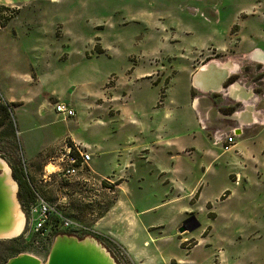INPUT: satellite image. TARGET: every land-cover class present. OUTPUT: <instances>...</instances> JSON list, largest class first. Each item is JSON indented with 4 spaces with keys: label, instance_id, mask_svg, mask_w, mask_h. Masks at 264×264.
<instances>
[{
    "label": "rangeland",
    "instance_id": "374dc122",
    "mask_svg": "<svg viewBox=\"0 0 264 264\" xmlns=\"http://www.w3.org/2000/svg\"><path fill=\"white\" fill-rule=\"evenodd\" d=\"M253 46L264 54V0H23L0 6V88L3 101L17 97L11 105L16 139L3 122L0 159L11 175V164L23 168L34 202L42 197L86 228L57 225L53 232H35L17 186L15 198L25 218L17 236L21 252L6 258L27 253L45 262L55 237L67 234L94 238L115 264H138L133 250L128 255L111 236L97 232L95 223L119 194L127 206L143 208L182 183L195 186L192 196L143 216L152 225L134 243L142 258L157 264H264V127L255 139L243 137L236 152H224L200 131L188 96L189 74L192 81L207 65L195 84L206 97L213 90L205 84L221 74L217 67H225L232 78L220 89L229 93L234 85L236 97L210 94L208 116L253 132L255 125L235 114L246 102L264 106V63L244 53ZM147 65L154 70L136 80ZM64 95L72 98L68 104L74 111L65 120L53 106ZM69 130L100 146L89 148L90 164L105 178L89 170L90 160L75 175H64L74 153L68 145L90 159L92 154L72 144ZM230 133L229 149L241 139ZM151 141L188 151L174 162L184 171L173 175L174 184L172 176L155 171L157 163L172 162ZM152 149L158 153L149 155ZM183 206L190 208L184 218ZM191 216L199 226L179 232ZM10 239L0 238L3 257Z\"/></svg>",
    "mask_w": 264,
    "mask_h": 264
},
{
    "label": "crops",
    "instance_id": "0c3cea01",
    "mask_svg": "<svg viewBox=\"0 0 264 264\" xmlns=\"http://www.w3.org/2000/svg\"><path fill=\"white\" fill-rule=\"evenodd\" d=\"M9 1L15 2V3L23 2V0H0V6H2L3 4H7ZM248 51L244 52L247 54L246 55L247 59H250L252 61L262 62V60H263L262 56H264V54H263V52H261V50L259 49L258 46H253L250 49L251 52H248ZM218 66L221 67L223 65H218ZM145 68H149V69L139 70L138 76L135 77L136 80H139V78L144 79L143 76L146 73H149L151 70H154V67H152L151 65H147ZM137 69L135 67L133 71H135ZM161 74H162V71L160 69L158 71V74L156 75V78L160 79ZM191 77H192V74H189V86H188V90H189L188 96L190 98L189 106L191 108H193L195 120H196V122H198L200 131L202 130L204 132L205 137H207V138L212 137L213 139H216L217 137H221L222 131L223 132L227 131L226 133H230L233 131L237 136L241 137L240 140L235 142V144L233 145V147L231 149L223 150L224 152H232V151L236 152V149L239 148L240 143L243 141V137H248L251 139L253 137V139H255L256 131L259 129V127H264V106L262 104H261V106L256 107V106H254L256 104H254V105L250 104L249 105L246 102V105L244 106L245 108L239 110L238 113L237 112L235 113L236 115L240 116V119H242V121L245 119L246 123H248L250 125H255V127H253V129H252L253 132L245 133V131L241 125L238 128H236L237 126L225 128L224 127L225 125H220L221 123L216 122V120H214L213 118L211 120L208 116L210 114V110H208L209 109L208 108L209 107L208 102L211 101L210 100L211 99L210 94H212V93H215L216 95L222 94L223 98L227 97V96L236 97L235 93H236L237 88L234 85H230L228 90L230 89L231 91H229V93H228L227 89H225V90L221 89V91H208V94L205 97L204 94H201V91H202L201 86L196 87L193 80L191 81ZM206 79L211 80V77H207ZM192 91H193V94H192ZM232 91H233V94L231 93ZM64 97L65 98L62 101L69 103V104L73 102L72 98L70 100V98H68V96L64 95ZM16 98H14V96H10L6 100L8 102H14L17 100ZM52 98H54V96H52ZM113 98H114V96H113ZM113 98H111V99H113ZM195 102H197V103H195ZM167 103L170 106L175 105L174 104L175 103L174 98H172V97L168 98ZM220 105H222V104H220ZM163 106H164V109H166L167 105L165 103H163ZM194 108L197 110H195ZM165 113L167 115V114L171 113V111L166 110ZM211 114L213 116L216 115V113L213 110L211 111ZM250 125H248V126H250ZM66 137L69 138V140L72 142V144L78 143V144L88 148L87 151L92 153L91 159H90L89 164H88L89 170L91 172L97 171L98 175L105 178L107 175L105 176L102 174V172H98L99 170H96L95 166H92L90 164V162L93 160V152L90 151L89 148H92L93 145L97 146L96 148H98L100 146L96 145V144H91L92 145V147H91V145L89 143L82 141V139L79 138L76 135V133H74L71 130H69V134H67ZM151 142H153V141H151ZM153 143L156 144L155 146L157 149L158 148L165 149L166 150L165 154H168V159L171 160V162H172L170 165H168L169 167H166L164 164L160 165L157 163V165L155 166V168H156L155 171H157V173L159 174V177H161L165 174L172 176L170 181H171V184H174L173 175L184 173V171L180 167L179 168L177 167L178 164H175L174 162L181 156V153L188 155L189 154L188 151L185 150L186 148L184 149L181 146H180L181 148L179 147L180 149L179 148L172 149V147H175V144L174 143L171 144V142H169V141H161L160 143H158V142H153ZM213 143H214V141H213ZM176 147H178V146H176ZM154 152L158 153V151H155L154 149H152L149 152V155L154 153ZM123 161H125V159ZM129 163H131V161H129ZM166 182L169 183L168 178L166 179ZM116 183H118L116 188L119 191V193H121V191L123 189V185H122V183H120V180L116 181ZM194 189H195V186L187 187L181 183L178 186V188L175 186V188H171L169 191L165 190V192L162 194V198L160 199V201L157 204H155V205L150 204V205L145 206L143 208H136L132 204L127 206L126 204L123 203L124 201L122 200V197L119 194L118 199L115 201L113 206H111V208L103 216H101L98 219V221L95 223L94 227L96 229L100 230L97 232L102 231V232L106 233L107 235H109L113 238L112 240L115 243L124 246L128 255H129L130 250L131 251L133 250V252L135 253V256L138 260V264H157V263H155V261L152 260V258H149V259L147 258V261H146V259L142 258L141 257V251H138L137 248L134 246V243L137 241V238L141 237L142 231L146 234L148 226L152 225V224L146 225L147 224V222H146L147 218H144L143 216L155 207L160 206V208H166L170 205L181 202L184 199V197L192 196L194 193ZM189 210H190V208H188V207H184V206L181 207L180 208V211H181L180 216L183 214V218L186 217L185 215H188L190 213ZM106 234H104V235H106ZM146 243H147V241L144 240V244H146ZM130 260H131V262H133L131 258H130Z\"/></svg>",
    "mask_w": 264,
    "mask_h": 264
},
{
    "label": "water",
    "instance_id": "95a60500",
    "mask_svg": "<svg viewBox=\"0 0 264 264\" xmlns=\"http://www.w3.org/2000/svg\"><path fill=\"white\" fill-rule=\"evenodd\" d=\"M203 71L198 70V73ZM196 73V74H198ZM228 77L226 71L223 75H219V85L213 86L211 90L220 91L221 83ZM197 78H193L194 84H197ZM206 85V84H205ZM204 89V88H203ZM0 224L3 223V214L6 212L5 198L9 195L8 189H6L5 181L3 179V168H0ZM9 179L14 181L9 169ZM16 187L18 186L17 183ZM18 188V187H17ZM16 191L13 193V197L16 201ZM17 203V201H16ZM18 204V203H17ZM199 226V223L195 217L191 216L186 219L182 226L179 227V232L192 231ZM3 238V237H0ZM4 264H115L113 259L109 256V253L102 248V246L94 238L78 239L75 236L62 234L55 237V240L51 246L48 257L45 262H42L35 256L27 253H21L14 257L9 258Z\"/></svg>",
    "mask_w": 264,
    "mask_h": 264
},
{
    "label": "built area",
    "instance_id": "2783aa9c",
    "mask_svg": "<svg viewBox=\"0 0 264 264\" xmlns=\"http://www.w3.org/2000/svg\"><path fill=\"white\" fill-rule=\"evenodd\" d=\"M54 110L57 114L61 115L62 119H67L74 115L72 107L64 102H56ZM231 134V133H230ZM229 133L221 135L214 139V144L221 145L224 150H228L232 145L233 138ZM69 150H73L74 153H69L70 157H67L70 163L65 169V176L75 175L79 168H82L84 164L90 160V154L82 151L78 147H72L68 145ZM30 223L35 232H49L55 226H61L67 228H85L78 223L72 221L66 214H64L59 207L48 202L42 197L36 199V202L30 205ZM86 229V228H85Z\"/></svg>",
    "mask_w": 264,
    "mask_h": 264
},
{
    "label": "bare ground",
    "instance_id": "6f19581e",
    "mask_svg": "<svg viewBox=\"0 0 264 264\" xmlns=\"http://www.w3.org/2000/svg\"><path fill=\"white\" fill-rule=\"evenodd\" d=\"M262 62L264 63V60ZM205 68H207V66H201L200 67V71H205ZM217 69H218V71H221V75H223V72L224 71L227 72V69L225 67H222V68H218L217 67ZM211 73H210V75H211ZM198 75H199V73L196 74V76H195V78H197L196 79L197 81L200 80V78L197 77ZM215 75H216V73H215ZM219 75H220V73H219ZM218 77L215 80L213 79L214 80L213 82H208L206 84V86H209V87H216V86H218L219 83H220ZM204 80H203V82H204ZM212 83H214L216 86H213ZM195 103H197V102H195ZM195 110H197V109H195ZM1 167L3 168V171H4L3 172L4 175H3L2 182L5 181V183L7 185L6 186V189H8L9 195L5 198V203H6V207L7 208L5 210L6 212L3 214V223L0 224V237H3V238H14V237H17L18 235H20L22 233V231L24 229L25 218H24V214L22 213V211L19 210L18 204L16 203V201H15V199L13 197V193L17 189L16 184L14 183V181H12V180L9 179V168H8L7 164L3 160L0 159V168Z\"/></svg>",
    "mask_w": 264,
    "mask_h": 264
},
{
    "label": "trees",
    "instance_id": "16d2710c",
    "mask_svg": "<svg viewBox=\"0 0 264 264\" xmlns=\"http://www.w3.org/2000/svg\"><path fill=\"white\" fill-rule=\"evenodd\" d=\"M7 110L6 112H3V122H7L9 128H11L12 132V137L15 136V128H14V123L12 121V111L10 109V106L13 105V103H7ZM1 126V124H0ZM12 167V175L14 180L17 182L18 186H19V190H18V196H19V200L21 202V204L23 205L24 208H28L30 207V205L34 202L35 200V195L32 189V186L29 182V180L26 178L27 174L26 172L23 170V168L21 166H19L18 164H11ZM54 227L52 228L51 232H53ZM56 229V228H55ZM7 243L8 246L6 248V253H5V257H3V254L0 255L1 259H0V264H4V262L8 259L6 257H10L11 255L15 254V253H19L21 252V240L19 237H15L10 239ZM4 258V260H3Z\"/></svg>",
    "mask_w": 264,
    "mask_h": 264
},
{
    "label": "flooded vegetation",
    "instance_id": "af4514ba",
    "mask_svg": "<svg viewBox=\"0 0 264 264\" xmlns=\"http://www.w3.org/2000/svg\"><path fill=\"white\" fill-rule=\"evenodd\" d=\"M207 66V65H206ZM200 70V69H199ZM198 78H200L199 77V75L197 76ZM231 78H232V76H229L228 77V80H231ZM200 81V80H199ZM7 103H13L14 104V102H8L7 100L6 101H3V93H2V90H1V88H0V124H1V126H0V132H2L3 131V112H6V110H7V108H9V107H7ZM10 109H11V106H10ZM227 114L228 115H233V112H230V111H227ZM230 120V119H229ZM229 120H227V122H224V127L225 128H229V127H233L231 124H230V121ZM227 132V131H226ZM226 132H223L222 131V135L223 134H225ZM247 133H250V131H248L247 130ZM14 137V139H16V136H13ZM0 156H3V154H1L0 153Z\"/></svg>",
    "mask_w": 264,
    "mask_h": 264
}]
</instances>
